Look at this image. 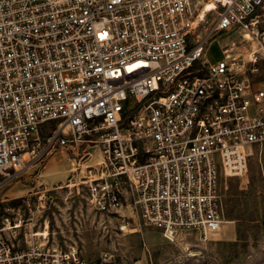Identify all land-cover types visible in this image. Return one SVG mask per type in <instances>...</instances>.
I'll return each mask as SVG.
<instances>
[{
    "label": "built area",
    "instance_id": "obj_1",
    "mask_svg": "<svg viewBox=\"0 0 264 264\" xmlns=\"http://www.w3.org/2000/svg\"><path fill=\"white\" fill-rule=\"evenodd\" d=\"M263 18L264 0H0V196L95 135L90 209L209 239L227 222L221 177L242 176L264 142ZM0 264L102 263L6 216Z\"/></svg>",
    "mask_w": 264,
    "mask_h": 264
},
{
    "label": "rangeland",
    "instance_id": "obj_2",
    "mask_svg": "<svg viewBox=\"0 0 264 264\" xmlns=\"http://www.w3.org/2000/svg\"><path fill=\"white\" fill-rule=\"evenodd\" d=\"M260 27L264 30V18ZM222 38L205 48L208 61L219 60L221 46L237 35L224 34ZM49 128L46 125L42 133L46 135ZM95 138L93 135L88 138L91 141L56 147L41 167L21 174L1 193L0 223L3 217L20 216L37 230L47 224L50 242L61 246L75 244L80 258L102 264H264V224L254 221L264 217V193L258 187L264 181V142L252 147L242 176L220 179L224 207L231 211L224 218L228 222L209 239L195 231H181L170 241L160 230L143 226L137 215L128 218L127 210L120 211L125 216L121 217L100 214L88 207V167L103 161L100 143ZM251 176L254 182L249 187ZM235 217L244 219L238 222ZM122 219H129L136 230L120 232L118 225ZM238 223H242L245 240H237Z\"/></svg>",
    "mask_w": 264,
    "mask_h": 264
},
{
    "label": "trees",
    "instance_id": "obj_3",
    "mask_svg": "<svg viewBox=\"0 0 264 264\" xmlns=\"http://www.w3.org/2000/svg\"><path fill=\"white\" fill-rule=\"evenodd\" d=\"M254 181H253V177L251 176L250 177V181H249V183H248V185H249V187H252V183H253ZM258 187L260 188V190H259V192L261 193V194H263L264 193V181H263V183L261 184H258ZM261 197H263V196H261ZM223 203H224V200H223ZM262 203H263V208H264V199H263V201H262ZM230 210L229 209H226V207H224V217H229V215H230ZM233 219H235L236 221H238V222H241V221H243V219L244 218H233ZM246 219V221H250V220H253V219H251V218H245ZM241 220V221H240ZM254 221H258V222H260L261 224H264V217L263 218H255V220ZM242 224V223H241ZM241 224L240 223H238L237 224V226H236V235H237V240H245L246 238H247V236H246V233H244L243 232V230H242V227H241Z\"/></svg>",
    "mask_w": 264,
    "mask_h": 264
},
{
    "label": "crops",
    "instance_id": "obj_4",
    "mask_svg": "<svg viewBox=\"0 0 264 264\" xmlns=\"http://www.w3.org/2000/svg\"><path fill=\"white\" fill-rule=\"evenodd\" d=\"M223 196H224V193H223ZM225 218V217H224ZM228 222V221H227ZM230 222V221H229Z\"/></svg>",
    "mask_w": 264,
    "mask_h": 264
}]
</instances>
